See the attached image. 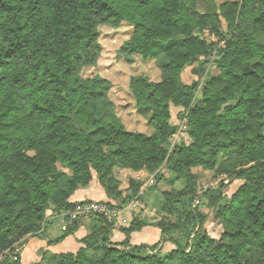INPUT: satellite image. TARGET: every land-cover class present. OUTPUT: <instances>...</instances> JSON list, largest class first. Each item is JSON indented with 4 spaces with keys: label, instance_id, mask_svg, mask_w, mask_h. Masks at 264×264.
Returning <instances> with one entry per match:
<instances>
[{
    "label": "trees",
    "instance_id": "1",
    "mask_svg": "<svg viewBox=\"0 0 264 264\" xmlns=\"http://www.w3.org/2000/svg\"><path fill=\"white\" fill-rule=\"evenodd\" d=\"M192 2L0 0V255L15 236L41 239L52 206L67 212L86 203L70 199L94 174L120 209L143 200L139 183L124 186L115 177L121 167L156 173L150 189L169 184L161 218L135 217L114 241L115 224L97 215L77 251L46 264H264V0H213L209 20L190 12ZM123 25L133 31L117 50L119 63L155 62L161 73L158 81L128 77L144 131L125 124L110 72L84 75L103 57L101 29ZM199 58V80L182 85L184 68ZM172 107L184 110L190 143L171 145L178 132ZM75 117L90 133L72 129ZM196 168L243 181L230 198L216 191L228 228L220 239L203 228L194 206ZM179 182L186 190H176ZM82 219L48 245L75 235ZM146 227L160 230V240L133 244L132 235ZM15 251L5 264H21Z\"/></svg>",
    "mask_w": 264,
    "mask_h": 264
},
{
    "label": "rangeland",
    "instance_id": "2",
    "mask_svg": "<svg viewBox=\"0 0 264 264\" xmlns=\"http://www.w3.org/2000/svg\"><path fill=\"white\" fill-rule=\"evenodd\" d=\"M218 2H223L225 0H217ZM190 12H192L199 19H210V15L216 10L213 0H193L189 6ZM250 17V16H249ZM224 28L225 25H224ZM133 29L127 25H123L119 29H112L109 27H103L101 29V44L103 45V57L99 61V66L96 70H89L84 73L85 76L93 74L94 71L102 73L111 74L110 78H113L115 81V86L112 89L111 98L117 103L118 111L124 119L125 124L128 128L134 129L137 131H144L147 127L144 121H141L138 116L134 113V107L132 103L131 94L128 91V77L129 75H138L143 74L149 76L151 79L158 81L161 79V73L158 69L155 62L146 63L138 59L135 63V67L131 68L125 65L123 62L119 63L122 59L118 58L116 53L119 47L130 38ZM211 41H218L215 36L210 35L209 32L205 33ZM261 41H264V36L261 37ZM119 63L118 65H116ZM204 58H199L196 61L189 63L183 70L181 79L182 85H193L199 80L198 69L201 64L204 62ZM116 65L118 68L116 73H113L114 70L110 67V64ZM119 66V67H118ZM119 70V71H118ZM122 71V72H121ZM210 72L217 74L218 70L215 68L210 69ZM126 73L125 76L121 75ZM114 74V75H113ZM123 76V77H122ZM197 97L201 98V91L197 92ZM172 123L178 126V132L174 135L171 145L179 144L181 142L190 143L188 136V127L186 119L181 117L184 114V110L178 107H172ZM137 120H140L139 123ZM142 122V123H141ZM71 127L75 131L87 130L81 123L78 118H74ZM90 133V131H88ZM196 181L194 186V206L197 210L204 216V226L203 228L209 233L213 238L220 239L226 232L228 228L221 224V216L218 213V207L220 206L221 199H216V191L222 190L223 196L230 198L233 193L243 184L241 180H232L226 175L218 174L216 171H206L202 168H196L193 170ZM156 173H149L147 171L134 172L129 169H123L118 167L115 169V177L120 180V182L127 186L130 180L141 185V192L139 196L143 197V200H140L136 197L132 202H130L126 207L120 209L115 201H113L109 196L107 197L103 188L99 185L96 174H94L93 182L88 188L90 193L99 194L97 199L91 200L86 199L84 204H93L97 203L102 208L106 209L108 212L104 214H90L84 217L80 221V225L85 227L87 230L90 229L91 225L94 224L95 217L105 216L110 222L115 224V231L113 233V240L118 241V236L121 228L128 227L132 220L135 217L148 218L151 222H156L161 218L159 210L162 206V197L161 193L163 191L170 190L169 184L166 182H161L154 189H150L154 184V178ZM165 176L168 174L165 172ZM224 184L223 186L221 184ZM187 186L185 182H179L176 184L177 191L186 190ZM149 190L147 193L146 191ZM82 200L81 202H83ZM90 203H87L89 202ZM112 202L114 209L110 208L107 203ZM72 211L67 212H57L55 207H51L47 213L46 219L42 225L41 236L48 237L49 241L55 240L61 236L64 232L63 227L68 222L67 215ZM71 223V222H70ZM69 223V224H70ZM49 232H52V236L49 235ZM144 233V232H143ZM149 235L139 234L138 238H148ZM31 237L26 236L23 238H18L15 236L11 239L12 245L0 255V258H3V262L7 256L11 253L13 248L16 249V254H20L23 251V248L27 244L28 240ZM149 244H154L160 240V235L155 236ZM25 242L23 247H20ZM79 243V242H78ZM172 245L165 244L164 249L170 250ZM42 252V251H41ZM5 264V263H4Z\"/></svg>",
    "mask_w": 264,
    "mask_h": 264
},
{
    "label": "crops",
    "instance_id": "3",
    "mask_svg": "<svg viewBox=\"0 0 264 264\" xmlns=\"http://www.w3.org/2000/svg\"><path fill=\"white\" fill-rule=\"evenodd\" d=\"M115 173V172H114ZM120 181V180H119ZM89 189L78 191L71 199V202H81L82 200H95L99 194L88 192ZM89 230L81 227L80 230L73 236L66 238L63 242L54 245H48V237L30 238L23 248L21 253V264H46L53 260V257L60 253L75 252L80 247L78 241L87 235ZM144 232V233H143ZM144 234L148 238H138L137 235ZM52 236V232H49ZM160 235V230L154 227H146L139 233H134L131 237L133 244H142L154 240L155 236ZM124 235L119 233L118 241L122 240ZM42 251V252H41Z\"/></svg>",
    "mask_w": 264,
    "mask_h": 264
},
{
    "label": "built area",
    "instance_id": "4",
    "mask_svg": "<svg viewBox=\"0 0 264 264\" xmlns=\"http://www.w3.org/2000/svg\"><path fill=\"white\" fill-rule=\"evenodd\" d=\"M108 212L106 209L102 208L99 204L93 203V204H80L77 206V208L69 213L67 217H69V221L66 223V225L63 227L65 230L68 226V224L74 220L79 219L80 217H84L86 215L90 214H104L106 215ZM0 264H4L3 258H0Z\"/></svg>",
    "mask_w": 264,
    "mask_h": 264
}]
</instances>
